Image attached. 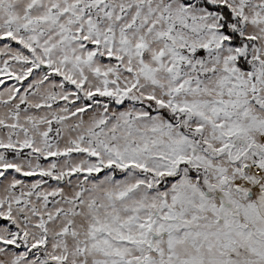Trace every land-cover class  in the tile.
<instances>
[{
    "label": "snow or ice",
    "instance_id": "1",
    "mask_svg": "<svg viewBox=\"0 0 264 264\" xmlns=\"http://www.w3.org/2000/svg\"><path fill=\"white\" fill-rule=\"evenodd\" d=\"M0 264H264V0H0Z\"/></svg>",
    "mask_w": 264,
    "mask_h": 264
}]
</instances>
